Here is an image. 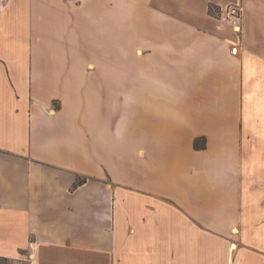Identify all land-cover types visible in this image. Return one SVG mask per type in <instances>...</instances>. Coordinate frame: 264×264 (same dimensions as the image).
<instances>
[{
  "label": "crops",
  "instance_id": "obj_1",
  "mask_svg": "<svg viewBox=\"0 0 264 264\" xmlns=\"http://www.w3.org/2000/svg\"><path fill=\"white\" fill-rule=\"evenodd\" d=\"M258 3L0 0V256L264 264Z\"/></svg>",
  "mask_w": 264,
  "mask_h": 264
},
{
  "label": "built area",
  "instance_id": "obj_2",
  "mask_svg": "<svg viewBox=\"0 0 264 264\" xmlns=\"http://www.w3.org/2000/svg\"><path fill=\"white\" fill-rule=\"evenodd\" d=\"M217 17L221 22L230 26L234 32L240 33L243 24V10L239 3H227L220 7ZM230 53L237 54L239 45L229 41Z\"/></svg>",
  "mask_w": 264,
  "mask_h": 264
},
{
  "label": "rangeland",
  "instance_id": "obj_3",
  "mask_svg": "<svg viewBox=\"0 0 264 264\" xmlns=\"http://www.w3.org/2000/svg\"><path fill=\"white\" fill-rule=\"evenodd\" d=\"M258 1L260 2V4L258 3V5L262 6L264 8V0H258ZM244 10H245V8H244ZM246 11H249V9L247 7H246ZM263 13H264V11H263ZM14 253H18V254L24 255L25 251L23 249H19V250H17V252L14 251ZM2 257H0V263H2V264H24L25 263L24 261H22V262L19 261V260L17 261V260H15L13 258H8V257H5V258L1 259Z\"/></svg>",
  "mask_w": 264,
  "mask_h": 264
},
{
  "label": "trees",
  "instance_id": "obj_4",
  "mask_svg": "<svg viewBox=\"0 0 264 264\" xmlns=\"http://www.w3.org/2000/svg\"><path fill=\"white\" fill-rule=\"evenodd\" d=\"M194 146L197 148H202L204 146V139L203 138H196L194 141ZM79 183H82V180H79ZM2 257V256H0ZM5 257H2L1 259H3ZM2 264V263H0Z\"/></svg>",
  "mask_w": 264,
  "mask_h": 264
}]
</instances>
